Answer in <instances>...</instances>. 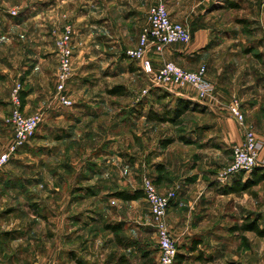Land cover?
I'll return each instance as SVG.
<instances>
[{"label":"rangeland","instance_id":"obj_1","mask_svg":"<svg viewBox=\"0 0 264 264\" xmlns=\"http://www.w3.org/2000/svg\"><path fill=\"white\" fill-rule=\"evenodd\" d=\"M230 1L238 8L226 10L225 18L236 22L228 27L235 28L237 37L220 43L213 58L220 62L232 55L234 63L251 67L253 76L264 80L261 8L252 6L264 0ZM82 7L83 0H0V147H6L12 132L7 123L11 93L16 86L19 95L24 89L13 70L22 63L21 38L27 36L35 42L42 34L56 56L53 62L52 57L46 62L47 100L37 111L43 119L0 171V264H113L122 254L133 264H157V234L147 201L142 196L125 202L114 194L141 190L143 178L155 181L143 161L144 127L128 124V119L139 120L142 115L140 88L158 85L125 50L119 53L125 58L122 61L106 57L103 51L91 52V33L84 25ZM21 16L26 19L13 28L17 36L11 39L2 23ZM68 25L73 28L72 63L63 95L71 104L65 106L56 86L59 56L55 41ZM124 38L127 46L133 41L128 35ZM11 46L14 55L7 52ZM115 85L125 87L123 96L107 95L105 89ZM231 160L208 167V173L202 171L205 182L214 188L207 205L215 218L213 230L198 238L201 244L195 251L190 249L192 238L176 240L182 256L178 264H196L197 251L214 264H264V237L229 231L248 214L264 218V181L241 195L222 194L221 189L237 178V174L223 176ZM173 188L163 191L156 186L162 194ZM200 207L196 205V209ZM116 218L123 219L119 223L125 246L117 245L115 236L103 227Z\"/></svg>","mask_w":264,"mask_h":264},{"label":"crops","instance_id":"obj_2","mask_svg":"<svg viewBox=\"0 0 264 264\" xmlns=\"http://www.w3.org/2000/svg\"><path fill=\"white\" fill-rule=\"evenodd\" d=\"M158 1L164 3L172 20L187 27L191 41L169 44L159 53L150 50L148 56L152 68L158 69L168 60L188 70H196L198 66L204 65L207 68L206 79L214 84V91L200 98L191 85H144L139 91L142 115L139 120L130 116L128 124L136 122L144 127L141 134L145 151L143 161L152 173L155 186L163 191L177 187L176 196L166 212L168 230L175 241L192 238V243L200 241L203 234L213 230L211 221L215 219L207 206L214 188L210 182H205L202 171L208 173V167L223 164L224 161L228 163L232 146L241 143L246 128L251 129L258 138L264 135V80L256 79L251 67H240L234 63L232 55L223 57L220 62L213 58L220 43L237 37L235 28L228 27L236 22L225 18L226 10L238 8L233 7L235 2L230 0H83L84 25L89 29L92 39L91 52L103 51V55L115 61L125 60L121 58L120 51L123 52L138 41V35L147 23L148 8ZM252 6L261 8L258 17L264 27V3ZM25 19V16H21L3 22L4 31L9 29L6 35H10L11 39L17 36L13 28L16 30ZM125 35H128L127 39H133L128 46L125 44ZM40 36L35 42L27 36L21 38L22 63L21 66L13 67L26 93L22 110L28 114L37 112L45 104V85L49 72L46 62L47 58L52 57V62L56 58L49 42L42 39V34ZM7 52L14 55V47H9ZM213 66L216 69L213 70ZM127 70L135 71L132 68ZM233 98L239 102V110L243 114L242 124L230 116L227 110ZM185 101L195 104L196 110L187 111L170 122L147 118L149 111L161 115L163 109L170 111ZM11 135L12 132L9 139ZM168 139L172 142L165 145L164 141ZM260 153L264 155V144ZM188 177H194V180ZM196 205L202 207L196 209ZM119 221L123 219L116 218L110 224ZM205 264H214V261L210 259Z\"/></svg>","mask_w":264,"mask_h":264},{"label":"built area","instance_id":"obj_3","mask_svg":"<svg viewBox=\"0 0 264 264\" xmlns=\"http://www.w3.org/2000/svg\"><path fill=\"white\" fill-rule=\"evenodd\" d=\"M147 24L139 33L136 46L125 49L124 54L129 59L137 61L140 68L155 85L162 87L191 85L200 98L211 94L214 91V84L206 79L207 68L204 65L198 66L196 70H188L168 60L163 62L158 69L152 68L148 52L154 50L159 53L169 44L190 42L191 37L187 27L170 18L169 11L162 1L149 7ZM72 36L73 28L68 25L64 33L55 41L57 56H59L56 86L57 92L60 94L59 101L65 106L71 104V100L65 97L63 92L64 85L71 76ZM19 90L20 87L16 86L11 93V109L7 123L11 126L12 136L6 147L0 151V171L8 164L10 157L35 134L43 119L42 113L39 112L30 115L23 113ZM227 110L230 116L242 124L243 114L239 110V102L236 98L229 102ZM262 137L258 138L248 128L244 130L241 143L235 144L231 148L232 160L224 168V177H231L240 172L246 174L254 168L264 167V155L260 153L264 144V135ZM141 186L143 198L149 205L157 234V264H176L178 247L168 230L165 215L176 196V189L162 194L156 189L150 178H143Z\"/></svg>","mask_w":264,"mask_h":264},{"label":"trees","instance_id":"obj_4","mask_svg":"<svg viewBox=\"0 0 264 264\" xmlns=\"http://www.w3.org/2000/svg\"><path fill=\"white\" fill-rule=\"evenodd\" d=\"M233 7H238L236 4H232ZM105 92L108 96H123L125 94V87L122 85H115L110 88L105 89ZM26 93L22 90L20 92V102L22 103V107L24 104V97ZM196 110V105L191 103L190 101H185L179 103L174 109L172 110H162V114H154L153 112L149 111L147 114V118L152 121H161V122H170L174 119H177L183 115L187 111ZM172 141L170 139L165 140L164 144H170ZM247 174V175H246ZM240 172L237 174V178L231 182V185L221 189L222 194H235L241 195L246 189H249L255 185H258L261 181H264V167L254 168L248 173ZM246 175V178L243 180V177ZM155 185V183H154ZM117 198L122 201H129V200H136L143 196L141 190H136L134 192H127V191H117L114 194ZM263 219L262 225L260 221ZM104 229L111 232L115 236V241L119 246H125L123 243V238L120 236L122 232V226L119 222L115 224H104ZM229 231L231 233L236 234H244L248 232L254 233L257 237H264V218L261 216L253 217L251 215H247L241 218L240 221H235L233 225L229 227ZM190 246L191 251H195L198 248V245L201 244L200 241H193ZM196 264H205L211 258H207L203 256L200 251H197L196 256ZM176 264L182 261L181 254L177 253L176 255ZM113 264H133L128 260V258L122 254L118 256Z\"/></svg>","mask_w":264,"mask_h":264}]
</instances>
